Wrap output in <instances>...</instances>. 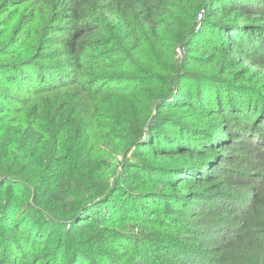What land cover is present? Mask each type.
Masks as SVG:
<instances>
[{
  "label": "trees",
  "instance_id": "16d2710c",
  "mask_svg": "<svg viewBox=\"0 0 264 264\" xmlns=\"http://www.w3.org/2000/svg\"><path fill=\"white\" fill-rule=\"evenodd\" d=\"M129 254L264 264V0H0V264Z\"/></svg>",
  "mask_w": 264,
  "mask_h": 264
},
{
  "label": "rangeland",
  "instance_id": "374dc122",
  "mask_svg": "<svg viewBox=\"0 0 264 264\" xmlns=\"http://www.w3.org/2000/svg\"><path fill=\"white\" fill-rule=\"evenodd\" d=\"M158 208H160V207H158ZM155 210H156V212H158V209H157V208H156ZM178 213L180 214V211H179ZM130 243H131V244H135V242H134L133 240L130 241ZM188 244H189V243H188ZM163 255H164V253H162V252L160 251V254H159L158 258L156 257V258H153V259H156V260L163 259ZM127 258H128V264H133V263H135V262H139V259L136 258L135 256L131 255V254H129V255L127 256ZM166 258H168V256H167ZM10 261H11V260H10ZM172 264H176V263H172Z\"/></svg>",
  "mask_w": 264,
  "mask_h": 264
}]
</instances>
